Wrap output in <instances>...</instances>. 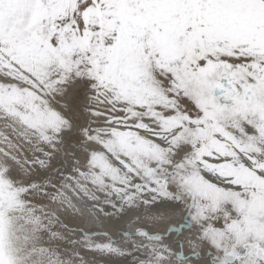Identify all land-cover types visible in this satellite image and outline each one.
<instances>
[{"label": "snow or ice", "instance_id": "6c2138e0", "mask_svg": "<svg viewBox=\"0 0 264 264\" xmlns=\"http://www.w3.org/2000/svg\"><path fill=\"white\" fill-rule=\"evenodd\" d=\"M0 264H264V0H0Z\"/></svg>", "mask_w": 264, "mask_h": 264}, {"label": "rangeland", "instance_id": "374dc122", "mask_svg": "<svg viewBox=\"0 0 264 264\" xmlns=\"http://www.w3.org/2000/svg\"><path fill=\"white\" fill-rule=\"evenodd\" d=\"M67 101H68L70 106L74 103L73 93L71 91L69 92V95L67 97Z\"/></svg>", "mask_w": 264, "mask_h": 264}]
</instances>
